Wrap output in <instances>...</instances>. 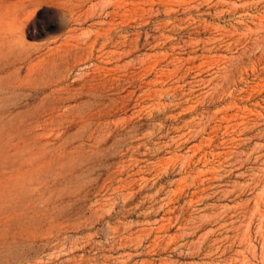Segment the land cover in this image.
<instances>
[{"label": "rangeland", "instance_id": "1", "mask_svg": "<svg viewBox=\"0 0 264 264\" xmlns=\"http://www.w3.org/2000/svg\"><path fill=\"white\" fill-rule=\"evenodd\" d=\"M0 264H264V0H0Z\"/></svg>", "mask_w": 264, "mask_h": 264}]
</instances>
